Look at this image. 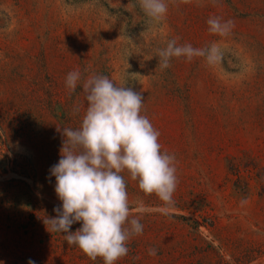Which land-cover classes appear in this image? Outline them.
I'll return each instance as SVG.
<instances>
[{
  "label": "rangeland",
  "instance_id": "1",
  "mask_svg": "<svg viewBox=\"0 0 264 264\" xmlns=\"http://www.w3.org/2000/svg\"><path fill=\"white\" fill-rule=\"evenodd\" d=\"M166 3V18L149 22L137 0H0V264H104L77 246L42 245L41 232L14 228L39 209L36 199L62 204L23 166L39 147L59 144L57 128L80 127L88 106L84 92L80 116L68 123L61 103L54 115L39 108L35 93L45 102L48 83L34 81L39 54L62 86L79 70L81 86L104 75L141 92V114L160 132L162 151L175 155L171 207L122 174L144 230L116 264H264V0ZM210 17L231 20L229 34L211 33ZM174 38L196 48L215 44L221 58H172L162 69L157 51ZM19 88L35 90L30 102ZM6 131L20 135L7 139Z\"/></svg>",
  "mask_w": 264,
  "mask_h": 264
},
{
  "label": "clouds",
  "instance_id": "2",
  "mask_svg": "<svg viewBox=\"0 0 264 264\" xmlns=\"http://www.w3.org/2000/svg\"><path fill=\"white\" fill-rule=\"evenodd\" d=\"M187 2V0H185ZM149 22L166 18V0H137ZM209 31L226 36L233 27L231 20L220 17L207 20ZM143 34V33H142ZM159 67H170L172 58L206 57L209 64L221 57L213 44L196 48L190 43L178 44L170 39L158 49ZM86 71V70H85ZM79 70L67 74L66 85L75 91L82 81ZM88 106L79 128L60 129L65 137L61 158L50 169L56 178L55 192L62 201L56 207V217L44 220L50 232H60L68 245L77 246L90 259H103L104 264H116L129 253L128 242L143 234L144 225L133 215L129 203L127 171L138 181L145 194H155L166 208L174 205L178 186L176 158L162 151L160 132L146 115H142L144 97L141 92L119 86L109 77L92 75L82 83ZM79 112V108L74 109ZM82 226L70 231L74 223ZM157 250L149 249L155 256ZM28 264H35L29 260Z\"/></svg>",
  "mask_w": 264,
  "mask_h": 264
},
{
  "label": "trees",
  "instance_id": "3",
  "mask_svg": "<svg viewBox=\"0 0 264 264\" xmlns=\"http://www.w3.org/2000/svg\"><path fill=\"white\" fill-rule=\"evenodd\" d=\"M38 60V65L40 64V73L35 77L34 81L37 83L41 80H44V78H47V85L45 86V91H46V99L45 102H38L37 100V93H35V90L33 89L32 91L30 89H25V88H19L21 91L19 92V95L21 96L20 98L26 100V101H31V98L28 96V93L33 92L35 93V100L36 102L40 105L39 108L43 107L44 110H48L51 114H55L54 107L56 103H61L65 111L64 115H62L65 118L64 123H68L67 121L71 119V116L73 115H78L80 116L81 106L83 105V102L85 101V95L83 88L81 84L78 83L77 88L75 91L70 89L68 86H62L60 85V81L53 77L50 73L46 72L44 69L45 61L43 59V56H37ZM35 83V84H36ZM66 85V84H65ZM79 108V112H75V108ZM42 109V108H41ZM69 110V111H68ZM45 112V111H44ZM69 124H63V128H69ZM17 125L12 126V132L15 133L18 128ZM79 127L73 128V130L77 129ZM20 134H14L10 135L9 131H6V138L7 139H12L14 140V137L19 136ZM5 138V139H6ZM65 137L61 135V140L59 144H54L51 147H45L42 149V147H39L38 150H36L35 155L38 157H33L30 161L25 162L23 166V171H28L33 170V176H34V184L38 186L41 189H52L55 191V185H56V178L55 176H52L50 173V169L53 165L57 164L59 159L61 158V148L63 144V140ZM57 145V147H56ZM41 165L42 168L39 166ZM8 183H12L13 185H18V184H27L23 180H16V179H9ZM35 203H38V210H32L29 211L28 217L27 218H22L19 221L16 222V225L14 228H17L18 230H21L22 232H35L36 233H42L43 235L39 237L42 242L40 244L45 245V244H50L52 245V239H54L53 244L55 246H60L63 247L64 249L67 248L68 251L74 247L72 245L71 247L68 245L64 238V234L60 232H55L52 231L50 232L49 230L51 229V226L49 225L48 228L46 224L44 223V220H47L48 218H54L56 217L57 213L54 211L56 207H62L61 203H47L44 202L43 199H36ZM35 207V204L33 205ZM13 220V219H12ZM82 226L81 222L74 223L70 229V231L75 232L78 228ZM45 235V236H44ZM53 237V238H52ZM38 241V240H37ZM39 242V241H38ZM42 245H40L42 247Z\"/></svg>",
  "mask_w": 264,
  "mask_h": 264
}]
</instances>
